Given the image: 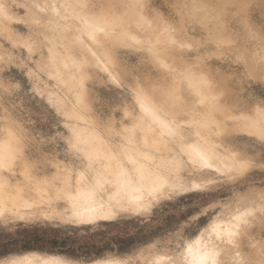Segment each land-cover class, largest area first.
<instances>
[{
  "label": "rangeland",
  "instance_id": "rangeland-1",
  "mask_svg": "<svg viewBox=\"0 0 264 264\" xmlns=\"http://www.w3.org/2000/svg\"><path fill=\"white\" fill-rule=\"evenodd\" d=\"M69 2L71 7L65 0H0V125L10 126L25 140L33 128L47 122L41 103L45 100L68 118L70 126L78 123L81 133L87 125L90 130L97 128L109 145L120 140L129 143L131 138L135 143L130 146L158 161L165 156L181 159L182 164L167 171L170 181L182 183L184 190L165 189L172 201L163 202L154 219L115 217L87 225L67 222V210L51 204L46 194L35 203L17 202L16 218H0V263L28 253H37L38 261L45 256L79 263L128 259L141 241L154 239V233L211 199L188 187L193 165L180 148L193 139L191 132L197 127L198 134L206 135V144L221 151L219 140L249 162L243 174H197L198 179L216 182L209 187L217 207L204 209L212 213L208 228L216 220H231L243 212L232 243L211 235L206 241L223 252L220 264H264V170L259 167L264 163V139L255 137L250 148L228 141L231 135H244L236 130L241 118L236 115L255 108L264 113V0H139L133 15L127 9L131 0ZM66 7L80 15L85 11L87 18L104 13L109 20L122 19V24L99 32L93 40L80 35V21L68 17ZM115 71L120 74L118 83L109 78ZM202 74L208 79L204 83L197 79ZM193 80L201 85L198 92ZM145 92L162 115L176 118L167 120L185 137L163 138L150 128L137 100ZM199 113L207 119H196ZM220 126L225 130L222 134ZM198 134L194 140H204ZM93 144L108 148L98 140ZM190 226L203 233L198 221ZM29 239L33 243L27 245ZM139 264H144L143 259Z\"/></svg>",
  "mask_w": 264,
  "mask_h": 264
},
{
  "label": "snow or ice",
  "instance_id": "snow-or-ice-1",
  "mask_svg": "<svg viewBox=\"0 0 264 264\" xmlns=\"http://www.w3.org/2000/svg\"><path fill=\"white\" fill-rule=\"evenodd\" d=\"M41 103L47 122L33 128L25 140L10 126L0 125V145L6 148L0 151V189L20 195L26 203H35L46 194L51 204L67 210V222L70 223H90L94 216H130L141 220L147 216L154 219L159 206L172 201V196L165 189L179 193L184 190L180 182L154 179L162 169L159 161L147 151L141 150L133 157L123 140L111 143L110 150L104 151L83 139L81 131H77L78 123L70 126L68 118L55 111L51 104L45 100ZM28 123L33 124L30 120ZM217 159L221 157L217 156ZM209 161L197 152L190 161L193 167L187 175L189 185L211 199L190 209L163 232L154 233V239L141 241L128 259L109 264H139L141 259L144 264H161L159 259H149V256L158 255L168 258L166 264H215L213 253L206 250L207 244L194 253V245L186 242L193 236H199L196 245H201L209 235L221 236L218 225L207 227V219L212 213L204 211L205 208L217 207L213 203L216 199L214 190L209 187L216 182L197 178L198 173L219 171ZM248 167L249 162L243 161L235 169L228 167V171L243 174ZM259 167L264 170V163ZM149 177L152 178L150 182ZM194 180L200 182L192 184ZM129 190L136 195L129 196ZM82 198L86 199L84 214L77 210ZM0 218H16L15 206L2 198ZM59 218L65 219L63 215ZM235 219L241 220L242 217L236 216ZM191 221H198L203 233L199 228L193 232ZM227 234L230 236L232 233L228 231ZM8 264L18 262L10 260Z\"/></svg>",
  "mask_w": 264,
  "mask_h": 264
},
{
  "label": "bare ground",
  "instance_id": "bare-ground-1",
  "mask_svg": "<svg viewBox=\"0 0 264 264\" xmlns=\"http://www.w3.org/2000/svg\"><path fill=\"white\" fill-rule=\"evenodd\" d=\"M65 5L66 6L67 5L68 6L71 5L69 0H65ZM70 7H68V8H70ZM2 8L4 9L3 6H2ZM68 8H67L68 17L69 16L70 17H76L74 19H77V20L80 21V22L78 21L80 23V24H78L80 35L81 34H86L88 37H90L93 40H96L99 32H102L104 30L106 31L108 29L112 30L113 29L112 27L116 26L118 23L122 24V22H121L122 19H114L113 18L112 20H109L108 17H106L104 13L95 14L96 17L93 16L91 18H87L85 16L86 14L85 15L83 14L85 11H83V13H82L84 15L83 16L82 14L80 15L79 11H78L79 14L78 13L76 14L75 12L74 13L70 12V10ZM64 9H65V6H64ZM55 11L57 13H59V10L57 8L55 9ZM61 15H63V14H61ZM61 17H63V16H61ZM97 17L107 18V19L101 20L100 18H97ZM64 19H65V17H64ZM71 19L73 20V18H70V20ZM77 20H76V22H77ZM76 22L72 21V23L74 25H75ZM67 63L68 62H66V64ZM64 64H65V59H64ZM111 78H114V80H116L117 79V74L113 73L111 75ZM118 81L119 80L117 79V82ZM198 81H199V79H198ZM151 99H152V97H151ZM151 99L149 98L148 95L140 96L137 99V100H139V106L142 108V110L146 114V116L150 119V122H149L150 128H153V130H156V133L158 132L162 136L174 134L175 136L180 137L181 135L179 133V129H178L177 125L174 122L168 121L167 119L162 117L160 115V113L158 112V108H157L156 104L152 101L153 99L152 100ZM81 128H82L81 130H83V133L87 132L89 130V133H87L86 137L83 138L86 142L90 141V142L93 143L95 140H98V141L103 142V145H101V146H103V147L107 146L108 147V148H101V149H103L104 151L110 150V145L108 144V141H106L101 136H99L98 132H96L93 129H91V130L87 129L85 127H81ZM155 128H158V130L155 129ZM94 129H96V128H94ZM240 130H242L243 132H247V133L257 134V135H259L260 137H262L264 139V113L262 112V109H260L259 111H256L254 115L250 116L248 118V120H246V122H243L241 124V129ZM180 131H181V129H180ZM198 133H200V132H198ZM198 135L201 138H203L204 140L195 139L194 141L189 142L188 144L187 143H181L180 144V148H182L183 154H185L190 161L194 158L195 154L197 152H199L203 157L208 158L210 160L209 161L210 163H213V167H217L219 169V171H215V173L226 172V171H228V167H232L233 169H235L237 167L236 164H240L237 161H234L233 158L231 156H229L228 154H224V152L222 153L219 150H215V146L213 144L212 145L206 144L204 136H202L200 134H198ZM127 139H128L127 141L129 143H135V141L131 140V138H127ZM129 143H127V151H128V153L130 155L135 157L136 153L140 152L141 150H138V148H130ZM154 143H156V140H154ZM3 150H6L5 146L0 145V151H3ZM148 154L151 155L150 153H148ZM217 156L221 157V159H217ZM159 164H160V167H161L162 171H160L157 174V176L154 177V179L163 181L164 179H169L170 180V177H169L170 172H168L167 170H169V169L172 170L174 165L178 166V165H180L182 163H181V159H179V158H171L169 156L168 157L165 156L164 158L159 160ZM167 164H169L170 167L166 166L164 168V166L167 165ZM206 173L207 174H211V173H214V172L213 171H207V172H204L202 174H206ZM151 179L152 178L149 177V182L151 181ZM195 183H198V182H192V184H195ZM191 188L193 190H195V191H198L194 187H191ZM44 191H47V189H44ZM128 195L129 196H134V195H136V193L131 191V190H129ZM0 198H2L3 200H7V201L12 202L14 206H16L17 202H22L24 204L28 203V202L26 203L24 201V199L21 198L20 195L15 194V193L10 194L4 189H0ZM84 203H86V199L82 198V201H81L80 205L77 208V210L81 214H84V212L86 211L85 208L83 207ZM242 214H243V212L236 214L231 220H226V221H217L216 220L215 222H213L210 225L209 228H211L213 225H218L219 226L218 230L221 233L220 237H216L215 236V238H218L219 240H222V241L227 242V243H232L234 241V239L236 238L237 234L239 233L238 229H239V226H240V224L242 222V219L241 220H236L235 217L236 216H241ZM114 218L115 217H107V218H105L104 216H94L93 219H92V222H90V223H78V224L87 225V224H92V223H95V222L111 221ZM228 231H231V233H232L230 236L227 234ZM197 239H200V237L196 236L193 241L188 242V243H191L192 245H194V249H193L194 253H197L200 250V248L203 247L204 244H207L208 248L206 250H209V251H211L213 253V255L215 257V264H220L223 252H221L220 249L217 248V246H215L214 244L208 242L209 240L206 241V239H205V241H202L201 245H196V240ZM35 256H38V254L37 253H28V254H25L23 256L21 255L19 257H16L18 259H16L15 261H17L18 264H109V262L123 261V260H119V259H110V260H98V261H94V262H90V263H79V262L64 260L63 258L54 257V256H45V257L42 258V261H38L37 258H35ZM157 259H159L161 261V264H163L167 260V257L162 255V256H159Z\"/></svg>",
  "mask_w": 264,
  "mask_h": 264
},
{
  "label": "crops",
  "instance_id": "crops-1",
  "mask_svg": "<svg viewBox=\"0 0 264 264\" xmlns=\"http://www.w3.org/2000/svg\"><path fill=\"white\" fill-rule=\"evenodd\" d=\"M133 3L131 4V5H127L128 6V10H132V12L131 11H129V13L131 12V14L133 15V11H135L134 10V7H135V5H136V3L137 2H139V0H131ZM98 12H103V11H98ZM92 13H97V12H92ZM118 37V36H117ZM97 54V53H96ZM97 60L99 61V63L100 64H104V62L101 60V58H100V56L97 54ZM118 71H115V74H117V79L118 80H120V78H119V76H120V74H119V76H118V73H117ZM113 73H110V76H109V78L114 82V83H118L117 82V79L116 80H114V78H111V75H112ZM197 75H199V74H197ZM197 79H199V82L200 83H204V82H206L208 79H207V77H206V75H200V76H198L197 77ZM133 83L135 84V81H133ZM191 85L193 86V87H195V89H196V91L198 92V89H200L199 87L201 86V85H199L195 80H193V82L191 83ZM145 95H148L146 92H145V94H144V96ZM149 96V98L151 99V96L150 95H148ZM153 99V98H152ZM151 99V100H152ZM156 105H157V102L153 99L152 100ZM140 107V106H139ZM158 108V107H157ZM140 109H141V111H142V113H143V117H145L146 119L148 118L147 116H146V114L143 112V110H142V108L140 107ZM261 108H255L254 109V111L252 112V113H249V114H247V113H241V114H238V115H236V116H239V117H241L240 119H239V121L236 123V130H240L241 129V123L242 122H244V121H246V120H248V118L250 117V116H252V115H254L255 114V112L256 111H259ZM127 110V109H126ZM264 110V109H263ZM158 112L160 113V115L162 116V117H164L165 119H168V120H176V118H174V117H169V118H166L164 115H162L161 114V112H160V110H159V108H158ZM197 117H196V119H198V117L200 116V113L199 114H197L196 115ZM143 117L142 118H140V119H138L137 121H143ZM200 117H202V116H200ZM203 119H207V117L206 116H203L202 117ZM144 121H149L148 119L147 120H144ZM180 122H182V121H180ZM220 123H221V121H220ZM225 125V124H224ZM221 126H222V123H221ZM221 126H220V130H221V134H222V132L223 131H225L224 130V128H221ZM81 127V126H80ZM83 127H85L86 128V126H83ZM88 127V126H87ZM93 130H95L96 132H98V134H99V136H101V133H100V131H98V129L96 128V129H93ZM158 130V129H157ZM197 127L196 128H194V131H192L191 132V135L193 136V139L192 140H194V138H195V136H194V134H195V132H196V134H197ZM214 131H218V128L217 129H213ZM182 131L183 130H181V131H179V133H180V135L181 136H183V137H185V134H183L182 133ZM244 135H231V136H229L228 137V141H230L231 143H233V144H237L238 146H243L244 148H250V145L251 144H256V142H255V140H254V138L256 137L257 139H259V140H261L262 141V137H260L259 135H257V134H253V133H247V132H243L242 130H240ZM229 133V132H228ZM220 134V135H221ZM204 135V134H203ZM175 136V135H174ZM205 137H206V135H204ZM248 136H251V138L250 137H248ZM166 138V136L164 135L163 136V138ZM252 137H253V139H252ZM259 137V138H258ZM261 138V139H260ZM197 139V138H196ZM192 140H190L189 142H191ZM251 140H253V142L251 141ZM217 142H219L220 143V148H223V149H220L221 150V152L223 153L224 152V154H228L229 156H231L232 158H233V160L234 161H237L238 163H241V162H243V161H245L244 160V158H242L241 157V155L238 153V150H232L231 148L232 147H230L229 145H226V146H224L222 143H221V141H217ZM110 147H111V145H110ZM136 148L135 146H130V148ZM232 154V155H231ZM237 166L239 165V164H236ZM237 168V167H236ZM232 172H237V171H232ZM214 174H217V173H215L214 172ZM219 174V173H218ZM189 187H191L190 185H188ZM192 191H195V190H193L192 189ZM102 222V221H101ZM103 222H106V221H103ZM21 256V255H20ZM17 257H19V256H17ZM10 260H12V259H10ZM9 260V261H10ZM66 260V259H65ZM106 260H110V259H106ZM120 260V259H119ZM8 261V262H9ZM69 261V260H68ZM96 261H98V260H96ZM8 262H4V263H0V264H7ZM91 262H94V261H91ZM86 263H90V262H86Z\"/></svg>",
  "mask_w": 264,
  "mask_h": 264
},
{
  "label": "trees",
  "instance_id": "trees-1",
  "mask_svg": "<svg viewBox=\"0 0 264 264\" xmlns=\"http://www.w3.org/2000/svg\"><path fill=\"white\" fill-rule=\"evenodd\" d=\"M32 241H33V240H31V239L27 240V241H26L27 245H29L30 243H33ZM35 243H36V242H35ZM34 245H35V244H34ZM28 248H30V247H28Z\"/></svg>",
  "mask_w": 264,
  "mask_h": 264
}]
</instances>
